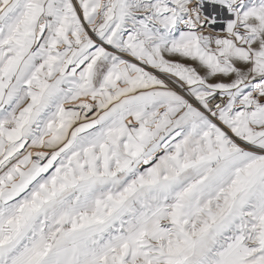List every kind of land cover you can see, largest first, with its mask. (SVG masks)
I'll list each match as a JSON object with an SVG mask.
<instances>
[{"label": "snow or ice", "instance_id": "1", "mask_svg": "<svg viewBox=\"0 0 264 264\" xmlns=\"http://www.w3.org/2000/svg\"><path fill=\"white\" fill-rule=\"evenodd\" d=\"M0 264H264V0H0Z\"/></svg>", "mask_w": 264, "mask_h": 264}]
</instances>
